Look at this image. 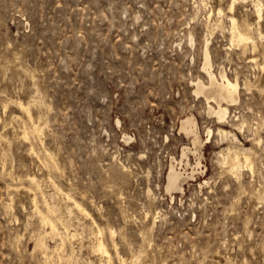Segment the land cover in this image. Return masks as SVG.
Masks as SVG:
<instances>
[{
    "label": "rangeland",
    "instance_id": "1",
    "mask_svg": "<svg viewBox=\"0 0 264 264\" xmlns=\"http://www.w3.org/2000/svg\"><path fill=\"white\" fill-rule=\"evenodd\" d=\"M232 1L0 0V264H264V0ZM231 14L255 51L232 44ZM207 41L216 75L239 76L224 122L196 92ZM232 144L258 149L255 171L221 162Z\"/></svg>",
    "mask_w": 264,
    "mask_h": 264
},
{
    "label": "bare ground",
    "instance_id": "2",
    "mask_svg": "<svg viewBox=\"0 0 264 264\" xmlns=\"http://www.w3.org/2000/svg\"><path fill=\"white\" fill-rule=\"evenodd\" d=\"M235 5H236V0H233L231 2L230 6H229L230 7L229 9H230L231 12L234 11ZM257 12H258L259 19H261L262 18V9H261V7L259 5L257 7ZM218 13H219L220 17H223L224 16L223 8L220 7ZM229 20L231 22L229 30H230V34H231V42H232V44L243 45V49L245 51L247 49L248 43L252 42L253 48H254V51H255L256 48H257V43L258 42L256 40V36H255V33H254L255 31H254L253 23L250 22L249 20L240 21L234 14L229 15ZM222 22H223V18H220L219 22H218V26ZM220 26H222V25H220ZM212 32H214V31H212ZM258 33L263 36V32L261 30H259V29H258ZM193 40H194V38H193ZM208 42L209 41H207V45H206L205 52H204L205 53L204 54L205 62H204L203 68H205L207 73H208L209 83H205L203 81V79L202 80L198 79V81L196 82V92L200 93V94L202 93L203 95L206 96V98L208 100V103H209V111L208 112L213 114V115L215 114L216 116H218L217 118L220 119V122H224V121L227 120V118L229 116L230 106L237 104L239 99H240V83H239V79H238L239 76H237V78H235V79H232L228 75V73L226 72L225 69H221L220 77H218L216 75V73L213 71L212 57H211V52H210V49H209ZM263 67H264V65H263ZM249 83H251V82H249ZM249 83L246 82L245 84L249 85ZM249 86H247V88ZM211 102H215L216 105L211 104ZM25 109H27V106H26ZM246 121H247V119L245 121H243L241 123V125H239L240 129H243L245 127L244 124H245ZM182 129L185 130L188 134H191V133L194 134V143L195 144H198V143H199L198 145H200V144L202 145L203 144V141H202V139L200 137V134H199L198 122H197L196 117L193 114L190 115V116L185 117V119L182 120ZM219 132H220V134L224 135L225 138H226V136L230 137L228 139H231L233 142L238 139L237 133L234 132L231 129H227V128H224V127H219ZM212 133H213V129L209 128L208 129V136L210 137L212 135ZM256 140H257V143L261 142V140L259 138L256 139ZM256 150H258V149H255L253 146L252 147L251 146L250 147H245V146H238V145H233L232 144L231 146L228 147L227 153L225 152L224 155L222 154L223 155L221 157L222 159L221 158L220 159H221V162L223 164L227 165L228 167H230V169L232 171L233 170H238L237 168L239 166L241 168L243 162L246 163L247 166H250V168L253 171L254 168H255L254 154L257 153ZM219 152H218V154H219ZM184 155H187V151L185 150V148H184V152H183V156ZM198 158H199V160L197 162V165H202V161H201L200 157H198ZM235 172H237V171H235ZM194 173H195V171H194ZM184 178H185V171H183L182 168H179L176 164L172 163L171 164V168H170V172H169V175H168L167 188L169 190H172V189L173 190L174 189L175 190L176 189H181L182 190V181H183ZM58 188H59V190L62 191V189L59 186H58ZM65 195L68 197V199H73L74 200V198L72 197V195L70 193H66ZM45 201H46V204H47V207H48L47 209H49L50 211H53L54 210L53 206L49 203V201L47 199H45ZM35 202H36L35 204H37V201H35ZM75 203H76V206L79 208V210L83 214H85L86 216L90 215V212L88 211V209L82 203L78 202L77 200H75ZM36 206L39 209V211L41 212V214H43L45 220L51 224V226H52L51 229H53L54 233H57V232L59 233V228H58L57 223L49 216V214L44 212L38 206V204ZM91 217H92V215H91ZM66 229L68 230V233L70 235V233H72L70 231V228L68 226H66ZM99 232L102 233L103 229L99 228ZM111 232L113 233L114 230H111ZM75 234L76 233L74 231V233L72 235L74 236ZM102 236L97 238V242H96L97 248L99 250H101L102 252L106 253V254L108 253L109 256H110L111 255L110 248H109L107 242L105 241V238L102 237ZM60 238H61V240H59L60 242L57 245V249L58 250L62 249L65 246V244H66L65 237L62 235ZM36 241H37V239H36ZM37 247L41 248L44 251L45 256L47 258L51 257L45 251V249L47 247V244H46V242H45L43 237H39V239L37 241ZM53 253H54V251L51 252V254H53ZM55 253L53 255H55ZM73 253H74V250H73ZM52 259H50V260H52ZM109 259H112V257L110 256ZM120 259H121L122 264H129L126 261V259H124L122 257H120ZM46 261H47V259H46ZM49 263L51 264V262H49ZM111 264H115L114 261H111Z\"/></svg>",
    "mask_w": 264,
    "mask_h": 264
}]
</instances>
